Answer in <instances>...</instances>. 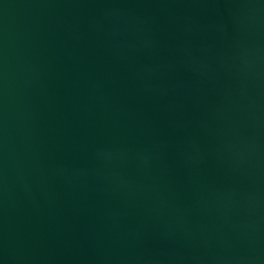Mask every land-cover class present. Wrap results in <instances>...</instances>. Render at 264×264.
<instances>
[{
  "label": "water",
  "instance_id": "water-1",
  "mask_svg": "<svg viewBox=\"0 0 264 264\" xmlns=\"http://www.w3.org/2000/svg\"><path fill=\"white\" fill-rule=\"evenodd\" d=\"M0 264H264V0H0Z\"/></svg>",
  "mask_w": 264,
  "mask_h": 264
}]
</instances>
